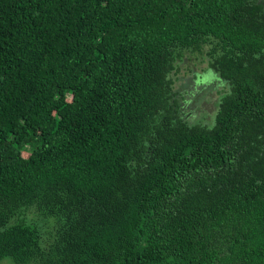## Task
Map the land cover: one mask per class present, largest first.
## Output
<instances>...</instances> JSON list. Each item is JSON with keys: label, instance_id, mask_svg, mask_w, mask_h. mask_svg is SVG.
<instances>
[{"label": "trees", "instance_id": "obj_1", "mask_svg": "<svg viewBox=\"0 0 264 264\" xmlns=\"http://www.w3.org/2000/svg\"><path fill=\"white\" fill-rule=\"evenodd\" d=\"M188 53L211 124L175 86ZM7 258L264 264V0H0Z\"/></svg>", "mask_w": 264, "mask_h": 264}, {"label": "rangeland", "instance_id": "obj_2", "mask_svg": "<svg viewBox=\"0 0 264 264\" xmlns=\"http://www.w3.org/2000/svg\"><path fill=\"white\" fill-rule=\"evenodd\" d=\"M188 53L179 62V71L175 76L176 88L185 93L188 102V116L193 122L211 124L215 118L220 89V82L209 70L207 62L201 56ZM183 98V97H182ZM0 264H15L11 259L0 260Z\"/></svg>", "mask_w": 264, "mask_h": 264}]
</instances>
